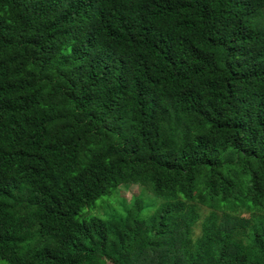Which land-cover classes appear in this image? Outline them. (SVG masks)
<instances>
[{
    "label": "trees",
    "instance_id": "obj_1",
    "mask_svg": "<svg viewBox=\"0 0 264 264\" xmlns=\"http://www.w3.org/2000/svg\"><path fill=\"white\" fill-rule=\"evenodd\" d=\"M0 264H264V0H0Z\"/></svg>",
    "mask_w": 264,
    "mask_h": 264
},
{
    "label": "rangeland",
    "instance_id": "obj_2",
    "mask_svg": "<svg viewBox=\"0 0 264 264\" xmlns=\"http://www.w3.org/2000/svg\"><path fill=\"white\" fill-rule=\"evenodd\" d=\"M141 194V188L136 184H126L122 185L118 191H114L110 196H104L97 201L96 206L84 209V214H87V217H108L109 215L115 214L118 210H121L123 201L126 204H129L133 197H136ZM150 197V196H149ZM146 199L144 202V211H154L155 206H152L151 201ZM208 211L205 209V214Z\"/></svg>",
    "mask_w": 264,
    "mask_h": 264
}]
</instances>
